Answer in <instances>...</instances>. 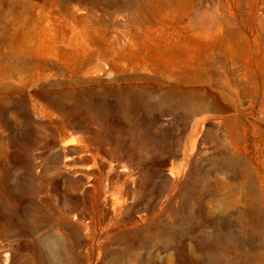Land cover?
Returning a JSON list of instances; mask_svg holds the SVG:
<instances>
[{"label":"rangeland","instance_id":"obj_1","mask_svg":"<svg viewBox=\"0 0 264 264\" xmlns=\"http://www.w3.org/2000/svg\"><path fill=\"white\" fill-rule=\"evenodd\" d=\"M0 264H264V0H0Z\"/></svg>","mask_w":264,"mask_h":264},{"label":"bare ground","instance_id":"obj_2","mask_svg":"<svg viewBox=\"0 0 264 264\" xmlns=\"http://www.w3.org/2000/svg\"><path fill=\"white\" fill-rule=\"evenodd\" d=\"M177 2V1H176ZM178 3V2H177ZM173 11H176L174 8H173ZM224 40V43H227L228 44V47H229V49L231 50V48H232V42H231V40H230V38L228 39V40H226V39H223ZM212 45L214 46V47H216V46H220L221 45V42L220 41H214V43L212 42ZM231 57H234L233 56V53H231Z\"/></svg>","mask_w":264,"mask_h":264}]
</instances>
